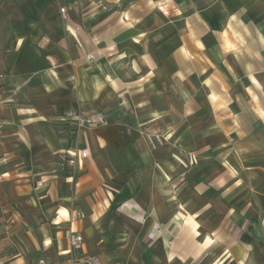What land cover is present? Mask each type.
Here are the masks:
<instances>
[{
    "label": "crops",
    "instance_id": "obj_1",
    "mask_svg": "<svg viewBox=\"0 0 264 264\" xmlns=\"http://www.w3.org/2000/svg\"><path fill=\"white\" fill-rule=\"evenodd\" d=\"M5 20L0 264H264V0Z\"/></svg>",
    "mask_w": 264,
    "mask_h": 264
},
{
    "label": "built area",
    "instance_id": "obj_2",
    "mask_svg": "<svg viewBox=\"0 0 264 264\" xmlns=\"http://www.w3.org/2000/svg\"><path fill=\"white\" fill-rule=\"evenodd\" d=\"M60 11L64 12V8H60ZM84 121H86V124L88 126H95V125L100 124V123H102V124L106 123V120L104 119L103 115L100 114V113L94 114L93 116L88 117ZM80 154H81V156L85 157L86 156V151L82 150L80 152ZM80 239H81V237L78 236V235L75 236V238H74L75 242L79 241ZM85 264H97V263H96V260H95L94 257L88 256V257L85 258Z\"/></svg>",
    "mask_w": 264,
    "mask_h": 264
},
{
    "label": "rangeland",
    "instance_id": "obj_3",
    "mask_svg": "<svg viewBox=\"0 0 264 264\" xmlns=\"http://www.w3.org/2000/svg\"><path fill=\"white\" fill-rule=\"evenodd\" d=\"M9 0H0V34H3L6 30L5 17L7 12Z\"/></svg>",
    "mask_w": 264,
    "mask_h": 264
}]
</instances>
